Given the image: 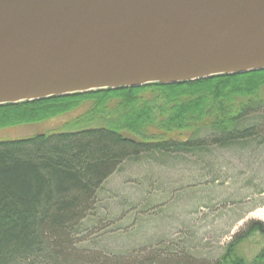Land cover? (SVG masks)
Listing matches in <instances>:
<instances>
[{"label": "trees", "instance_id": "1", "mask_svg": "<svg viewBox=\"0 0 264 264\" xmlns=\"http://www.w3.org/2000/svg\"><path fill=\"white\" fill-rule=\"evenodd\" d=\"M62 115L72 116L60 128L0 140V264H264L261 220L209 262L191 246L176 251L178 241L144 254L101 245L115 218L98 210L104 182L126 162L264 146V69L2 104L0 129ZM255 238L249 257L242 245Z\"/></svg>", "mask_w": 264, "mask_h": 264}, {"label": "water", "instance_id": "2", "mask_svg": "<svg viewBox=\"0 0 264 264\" xmlns=\"http://www.w3.org/2000/svg\"><path fill=\"white\" fill-rule=\"evenodd\" d=\"M264 69V0H0V105Z\"/></svg>", "mask_w": 264, "mask_h": 264}, {"label": "rangeland", "instance_id": "3", "mask_svg": "<svg viewBox=\"0 0 264 264\" xmlns=\"http://www.w3.org/2000/svg\"><path fill=\"white\" fill-rule=\"evenodd\" d=\"M71 116L0 129V140L60 128ZM263 148H211L202 157L170 160L168 165L126 162L99 193L98 210L113 212L116 230L103 236L101 245L116 251L136 247L141 253L157 247L159 240L178 241L179 253L182 245L191 246L197 256L216 260L250 220L264 221ZM256 240L242 245L249 257L259 249Z\"/></svg>", "mask_w": 264, "mask_h": 264}]
</instances>
